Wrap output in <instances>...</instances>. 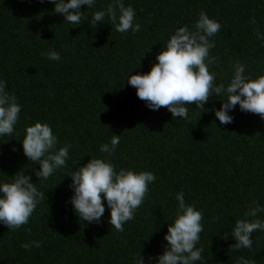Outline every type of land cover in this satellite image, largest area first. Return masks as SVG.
<instances>
[{
  "label": "trees",
  "instance_id": "1",
  "mask_svg": "<svg viewBox=\"0 0 264 264\" xmlns=\"http://www.w3.org/2000/svg\"><path fill=\"white\" fill-rule=\"evenodd\" d=\"M97 0L95 9L107 7ZM142 25L136 33H119L109 21L95 29L88 21L74 26L54 13L50 0H0V78L7 81L22 105L14 136L0 137V179L10 181L21 169L31 174L45 199L29 223L12 231L0 224V264H133V257L162 253L164 235L174 217L176 193L203 213V232L197 247L204 249L195 264H235L245 256L264 264V232L253 233L254 246L237 250L231 227L244 218L249 205H264V119L237 105L234 122L215 117L222 100L213 95L204 109L189 105L190 119H173L166 106H147L128 83V75L150 71L155 57L175 29L194 28L201 11L222 27L212 39L217 58L210 71L225 83L232 65L246 64V74H264V42L256 38L253 17L264 31V3L258 0H125ZM56 50L60 61L42 52ZM219 83V81H218ZM204 111V112H203ZM48 122L60 145L70 144L67 167L40 180L24 155L27 125ZM120 135L110 159L117 171L150 170L157 179L135 218L117 232L109 223H85L69 199L72 178L65 176L93 157L105 154L102 144ZM19 138V139H17ZM17 149V150H14ZM264 219V213L260 214ZM249 219H252L249 217ZM40 241L26 250L22 243Z\"/></svg>",
  "mask_w": 264,
  "mask_h": 264
},
{
  "label": "clouds",
  "instance_id": "2",
  "mask_svg": "<svg viewBox=\"0 0 264 264\" xmlns=\"http://www.w3.org/2000/svg\"><path fill=\"white\" fill-rule=\"evenodd\" d=\"M55 5L54 13L62 14L65 21L79 26L88 21L95 29L98 25L109 21L119 33L139 32L142 25L135 22V9L125 0H111L107 7L94 10L86 16L82 6L95 9L97 0H50ZM264 3V0H258ZM251 23L256 38L264 42V31H261L255 17ZM222 24L211 18L206 11H201L194 28L180 26L170 35L162 51L155 57V63L147 73L128 75L127 81L137 89V95L147 102V106L158 111L166 106L173 119H190L189 105L193 102L196 108L205 109V104L215 95L222 100L219 108L213 106L215 117L221 124L234 122L237 105L243 112L258 114L264 119V74L253 78L246 74V64L237 62L232 65L233 74L227 83L218 78V74L210 71L215 67L217 58L211 55L216 47L212 39L219 33ZM52 61H60L61 54L56 50L42 52ZM219 81V83H218ZM22 105L17 96L8 90L7 81L0 78V137H15V126L20 120ZM204 112V111H203ZM22 147L24 155L39 169H34L40 180L49 179L57 170L67 167L70 158V144L60 145L59 137L48 122L37 120L24 129ZM19 139V138H17ZM120 135H113L110 142L100 146L104 156L93 157L80 167L65 176H70V187L73 194L69 199L74 213L85 223H102L106 211L105 200L110 209L109 223L117 232L124 230V224L135 218L149 193V185L157 179L150 170L136 171L121 168L117 171L110 159L114 156ZM14 150H17L14 148ZM178 206L168 230L164 235L166 241L163 252L145 257L138 254L133 257V264H195L203 259L204 249L197 247L204 230L203 213L194 204L185 200L183 191L175 196ZM45 199L33 182L31 174L24 169L12 175L10 181L0 179V224L15 231L29 223L38 204ZM264 205L253 201L244 218L237 219L231 227L235 247L251 249L254 246L253 233L264 232ZM251 217L252 219H249ZM40 241L21 244L26 250L41 247ZM235 264H253L250 258L240 256Z\"/></svg>",
  "mask_w": 264,
  "mask_h": 264
}]
</instances>
